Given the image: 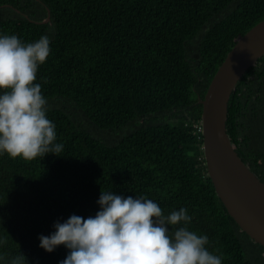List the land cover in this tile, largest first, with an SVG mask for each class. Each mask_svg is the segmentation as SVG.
<instances>
[{"label":"trees","instance_id":"obj_1","mask_svg":"<svg viewBox=\"0 0 264 264\" xmlns=\"http://www.w3.org/2000/svg\"><path fill=\"white\" fill-rule=\"evenodd\" d=\"M49 14V20L47 16ZM264 19V0H0V34L50 38L34 83L48 101L60 156H0V264H58L38 234L94 215L111 190L180 207L222 264H264V246L231 217L207 173L202 105L235 42ZM226 129L264 183V54L228 102Z\"/></svg>","mask_w":264,"mask_h":264},{"label":"clouds","instance_id":"obj_2","mask_svg":"<svg viewBox=\"0 0 264 264\" xmlns=\"http://www.w3.org/2000/svg\"><path fill=\"white\" fill-rule=\"evenodd\" d=\"M49 55L48 35L24 42L0 34V156L32 160L63 151L47 98L34 83ZM96 204L94 215L55 221L48 235L38 234V247L51 253L62 245L67 254L58 264H222L208 236L190 229L184 207L165 214L152 199L111 190L101 191ZM10 264H24V255Z\"/></svg>","mask_w":264,"mask_h":264},{"label":"water","instance_id":"obj_3","mask_svg":"<svg viewBox=\"0 0 264 264\" xmlns=\"http://www.w3.org/2000/svg\"><path fill=\"white\" fill-rule=\"evenodd\" d=\"M263 54L264 19L235 42L198 101L205 165L215 191L239 227L264 246V183L238 155L226 129L230 95Z\"/></svg>","mask_w":264,"mask_h":264}]
</instances>
